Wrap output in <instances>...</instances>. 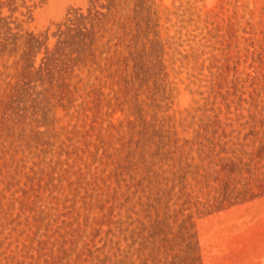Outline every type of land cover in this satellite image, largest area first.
Wrapping results in <instances>:
<instances>
[{"label": "rangeland", "instance_id": "374dc122", "mask_svg": "<svg viewBox=\"0 0 264 264\" xmlns=\"http://www.w3.org/2000/svg\"><path fill=\"white\" fill-rule=\"evenodd\" d=\"M0 264H264V0H0Z\"/></svg>", "mask_w": 264, "mask_h": 264}]
</instances>
